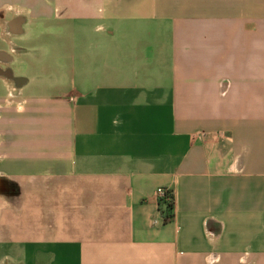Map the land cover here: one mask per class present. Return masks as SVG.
Returning <instances> with one entry per match:
<instances>
[{
    "label": "crops",
    "instance_id": "0c3cea01",
    "mask_svg": "<svg viewBox=\"0 0 264 264\" xmlns=\"http://www.w3.org/2000/svg\"><path fill=\"white\" fill-rule=\"evenodd\" d=\"M0 264H264V0H0Z\"/></svg>",
    "mask_w": 264,
    "mask_h": 264
},
{
    "label": "trees",
    "instance_id": "16d2710c",
    "mask_svg": "<svg viewBox=\"0 0 264 264\" xmlns=\"http://www.w3.org/2000/svg\"><path fill=\"white\" fill-rule=\"evenodd\" d=\"M160 210L165 216V222H172L175 219V196L172 191L166 194L165 199H159Z\"/></svg>",
    "mask_w": 264,
    "mask_h": 264
},
{
    "label": "built area",
    "instance_id": "2783aa9c",
    "mask_svg": "<svg viewBox=\"0 0 264 264\" xmlns=\"http://www.w3.org/2000/svg\"><path fill=\"white\" fill-rule=\"evenodd\" d=\"M171 190H169V189H166V188H160L159 190H158V197H159V199L161 200V199H165V197H166V194L168 193V192H170Z\"/></svg>",
    "mask_w": 264,
    "mask_h": 264
}]
</instances>
